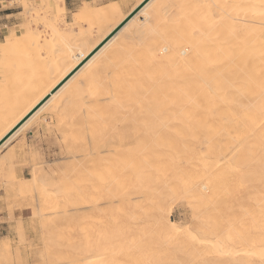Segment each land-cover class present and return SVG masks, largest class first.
Masks as SVG:
<instances>
[{
	"label": "bare ground",
	"instance_id": "1",
	"mask_svg": "<svg viewBox=\"0 0 264 264\" xmlns=\"http://www.w3.org/2000/svg\"><path fill=\"white\" fill-rule=\"evenodd\" d=\"M143 1L144 0H140L137 4H141ZM198 1L196 0L194 3L197 2L196 5H199ZM210 1L213 3L216 2L215 0ZM261 1L264 2V0ZM222 2H229V0H223ZM32 3L33 2H30L29 0H19L18 2L19 6H22L23 8H25V4L31 5ZM44 3V11L45 13H48L50 15V21H48L47 23L46 17L43 21L47 23V26L45 23L46 30L47 28L49 29L50 36L54 40L53 43H47V40L46 42L42 40V42L44 43L43 45H41L45 53L51 52V55L55 54L52 59L51 66H49V68H51V70L55 72L56 77H54L52 81L48 84V87L45 92L41 95H37L35 99L32 100L26 106L24 111L17 117L14 122H12L11 124H7L2 129H0V141L5 138V136H7L28 114H30V112L34 110V108H36L38 104H40L45 98L50 96L52 91L57 88V86H59V84H61L66 78H68L70 74H72V72L76 68H78V66H80V64L84 62V60H86L89 54L93 52V50L97 48V46H99V44H101V42H103V40H105V38H107V36H109L111 32H113V30L117 28V26H119L131 12L135 10L130 9L128 13L124 14L122 11V5L126 3V1L124 3L110 2L99 7L85 5L80 10V12L73 17L72 21L67 25V31H61L59 30L58 26L65 23L64 14L66 10L64 2L60 1V4L58 5L50 2ZM191 4L192 2L190 3V5ZM252 4V2L251 4L250 2L248 3L249 6ZM148 5L149 3H146L140 9L139 17H136L139 18L136 19L138 22H140L139 24H136L133 18L130 19L128 23H126L111 39H109L90 59H88L55 93L51 94L55 95L56 98H58L59 105L56 106L57 109L61 104H63L62 102L67 99V97L64 96V91H66L70 87H76V85L83 83L84 78H86V75L94 72L96 68L103 69L101 70V72H99L103 75L107 73L106 76H108V73H110L111 77L108 80L114 78V81L119 79L118 82L120 80L121 82H124V80L122 81V78L124 79L122 74V77L120 76L121 79L118 78L116 75L117 72L121 73V69L119 68L123 66V62H125L124 58H126V54L129 53L128 50L135 48V46H138L136 45L137 41V44L141 43L145 39H150V42H152L154 36L159 34L163 35L162 29L166 27L167 22L171 18L170 14L169 16L167 15L168 13H171L169 11L172 10L171 8L169 10L166 9L167 11L161 13L156 10L147 12L145 9L148 7ZM191 6L194 7V5ZM252 7L255 6L253 5ZM198 9L199 8H197L196 10ZM244 9L245 10H243L244 12H241V15H245L247 19L251 20L246 21V23L248 22L251 24H262L264 26V6L262 7L261 12H256L255 9H246V7ZM209 10L211 9L209 8ZM177 11L176 13L174 12L176 14L174 16H179L180 18H177L176 21L178 19L182 21V18H184V21H186L185 19H187L188 17L185 18L184 16L181 18V15L177 14ZM197 13L199 14V12H196L195 14ZM41 17H44V15L42 14ZM243 20L244 19H242V21ZM192 22L193 21H191V23ZM183 23L185 26L186 23ZM183 23L181 25H183ZM91 24L93 25V29L91 30L92 32H89L90 34H88L90 35V37H87L91 39V43L87 45L86 48H82L85 47V45L82 44V40H80L81 47H75L74 44L68 38H66L74 34L77 29ZM175 25H179L178 29H180L181 26L179 23ZM139 27H146V29L144 31H140ZM238 29L239 30L237 31V33H235L234 28H232V33L230 32V37H234L233 39H225L216 42H210L211 39L209 37L200 39V44L195 47V51L193 50V55L192 53H189V49H187L189 50L188 52H186L185 50V52L181 51V54H188L186 58L181 57V59L178 58L177 60V62L179 63L178 66H180L181 69H178L177 66V68L175 67V69L179 71L168 73L166 76L164 75L158 77L157 80H160V85L157 87L154 85L153 87L147 85L148 81H146L145 76L148 77V75L151 74V71H149L148 73L145 70L148 73L146 75V72L144 71L145 76L141 78L142 80L140 79L142 87L140 86L139 91L136 93L138 97H136L137 95L135 96L136 98H138L137 105L135 107L128 106L130 108H125L129 104L125 100L127 98H125L124 101L127 104L123 103V100L121 104H125L126 106L122 105V107H119L121 104H119L118 106L119 109L125 108L126 110L124 114H122L123 123L130 117L134 118V123L136 124L134 130L135 134L130 137H123L122 135L118 136L116 147L111 146V148L114 147L112 148V150L109 149L110 147L108 148V150H106L108 154L111 152L117 153V151L120 153L121 151L122 154L125 153V155H120V153L118 156L116 154L118 162L112 160V163L115 166L114 167L112 164L113 168L111 167V162L109 163V161L107 163L110 166L106 164L108 167L107 169L103 168L104 164L103 166H101V170L99 172H101L100 174H102V169H104V175L101 176L105 179H102L100 176H98L99 172H95V169L97 168L95 165V169L90 170L98 174L96 175V178H101V180H99L100 182H102L96 184H92L91 182H89V184L91 183V185L88 186V189H91L95 197L92 196V192L86 190L87 188L85 189V187H81V184L80 188L78 186L76 187L80 189L79 191H81L82 188V192H84V190L85 192L88 191L89 193L87 192L88 194H85L89 195L90 198L94 197L92 201H85L84 199L86 197L82 194V192H79L77 189H75L78 191L75 192L80 193L78 194V198H80V200L76 198L77 193H74L77 201H84L82 203L78 201V204L76 206V204L74 203V200L76 199L72 197L73 203L75 205L72 203V201L69 203L71 205L73 204L72 207L76 206V210H73V212L71 211L72 209L70 210L72 213L81 211L83 212V210H81L82 206H86L88 203V206L83 208L84 212L88 210L89 215L93 214L95 217H98L97 215L100 216L98 221H96V218L94 219L92 216L91 218L88 215L90 217L88 220L90 221L94 219L95 221H92L97 222L96 228H99L100 232L101 230H103L105 233L102 234L103 236H100L101 233L99 235L97 229L94 238H86L84 236L87 234L84 230H86V228H88L90 225L87 224L88 227H86L84 224L86 228L84 227V230L80 229V231L82 232L79 233H84L83 235L80 234V237H83L85 239L81 238V240L80 237H76L78 239V243L77 241L74 242L77 243V246H74L75 248H73V253H71L72 250H70L73 246L69 245L72 246L71 248L69 246V248L66 246V248L71 251L69 258L67 254L69 251H66V256L65 253H63L62 257L60 254H58L61 252V249L65 250L64 248L59 249L58 243H61L60 247L63 246L65 243L62 241L60 242V238L58 239V248H56L59 249L60 252H57L59 250L56 251L54 249V251L57 252L56 254H54L53 252L55 259L58 255H60V257H58L60 259L66 257L70 259L68 261L64 259L65 263L68 262V264H264V90L262 89L264 88V83L261 84L264 77V75L262 74L263 72H261L263 70L262 68L264 67V39L262 38V36L260 37V35H258V33L256 32V28L249 26V24L247 26L239 25ZM199 30L201 32V29ZM191 31H193V29H191ZM15 33L11 34V41L8 40V37L5 39L4 44L0 47V54H2L6 49H16V47L19 48L22 47V45H28L30 47L35 43H39V38L37 36L38 33L36 35L34 31L30 32L29 30H25L23 33L19 32L18 36L15 35ZM174 33L176 36H179L180 39L178 38V36L175 38H178L180 40V42H178L180 44H177L175 42L176 39H173L175 35L173 36V38L171 37V39L174 40L177 45H181V40L183 37H180V34H182L183 32H179L178 34H176V32ZM41 34L42 33H40L39 35ZM185 35H188L187 37H191L190 34L185 33ZM160 37L161 36H156L155 38H159L161 42V39L164 38V36L162 38ZM185 37L184 39L187 42V40L189 39H186ZM167 38L169 37L167 36ZM165 40H162V42H165ZM146 42H148V44L150 43L149 40H146ZM160 42L158 43V45L162 46L163 44H160ZM167 42L169 43V39L167 40ZM167 42H165L164 44H166ZM194 42H196V40H194ZM153 43L154 42H152V44ZM148 44L143 42L142 48L146 50L145 46ZM167 44L163 48H161L160 46V48H156V53H152L154 55L153 57H156L157 55L163 56V54L167 52ZM172 45L173 48H175V44L172 43ZM57 46L60 47L56 48ZM134 50L135 52L133 53L132 51V56H135V53L139 51L136 49ZM142 51H140V53L138 52L140 56H143V54L147 52L143 51V54L141 55ZM150 56L151 54L149 55V57ZM142 60L144 61V58ZM166 60L164 61L165 63ZM174 60L175 58H173V61ZM143 61V65L144 62H147L148 64L151 62L150 60V62H148V60L146 61V59L144 62ZM173 61L171 63H173ZM133 62L130 63L133 64ZM168 63L172 66L175 62L173 64H171L170 62ZM140 64L141 60L139 61V65ZM148 64V68L145 65V69L153 70L152 67L151 69L149 68ZM151 65H153L154 69L156 68V66H154V63ZM162 65L163 64L160 65L161 68ZM242 65H245L244 67H242V69H244L246 66H248L249 68H253V66L261 65L262 67L260 68L262 70L257 67L259 69V73L257 75L260 74L261 77L263 75L262 78H258L261 82L257 79L258 83L253 82V84H250V81L248 80L247 84L246 81H244L243 77H251L252 74L250 75V73H247L249 75L243 76L239 74V78L237 76V78L234 79L235 75L232 77L233 70L237 66ZM136 67H140L143 69L144 66L142 67V65H137ZM136 67L134 64L133 68L135 69ZM160 67L157 68L159 71ZM126 68L122 67L123 72L124 70H126ZM226 69H229V71L226 72ZM158 70H156L157 72L153 70V73L158 75ZM167 70L165 68V71ZM249 70L250 69H248L247 71ZM46 73H49L48 70H46ZM136 73L139 75L140 72ZM131 74L136 77L135 71L133 73L131 72L130 76ZM154 74L153 76H156ZM106 76L102 77L105 78ZM115 76L118 79H116ZM130 76L129 78H131ZM257 77L254 76V78ZM103 78L102 80L100 79L101 83L104 80ZM154 78L155 77H150L149 79L153 81ZM106 79L107 77L105 78V80ZM108 80L107 87H109L110 85L108 83ZM128 80L126 78V85H128L127 83L130 82V80ZM134 80L137 81L138 78L137 80ZM131 81H133V77ZM121 82H119L118 86H120ZM126 85H124L123 87H125ZM135 85L133 88L132 83H129V86H131L128 87L129 91H131V88L135 89ZM247 85H249L251 88L257 85V87L255 88H250V91L253 90L255 93H257V96L253 98H247V101H249L252 106H248L247 104L245 105V103L244 105H242L240 101H243L244 99H235L231 97V95L237 97L240 94H243V90L249 88ZM103 87V90L107 89L106 87ZM123 87H120V91H122ZM128 88H125V90ZM111 89L114 88L110 87L107 90ZM117 90L119 89L117 88ZM125 90L123 89V92ZM112 91L116 90L114 89ZM123 92H121L123 94L121 95L123 96L122 98H124L125 94H127ZM112 94L110 97H112ZM114 94L115 98H113ZM114 94L112 99L115 100L116 93ZM101 96L102 95H100V97ZM104 96L106 99H103ZM104 96H102V99L100 98L102 101L105 100L106 102L107 98H109L107 102L112 101L110 97H107L109 95L106 94ZM132 101L133 100H131L130 103ZM95 102L99 104L98 100ZM113 102L114 101L110 102V104H113ZM114 103L115 104L113 105L117 107L118 102ZM99 105L98 108L100 107ZM104 105L106 107L108 104L103 103V108ZM61 106L62 108L64 107V105ZM216 106L220 107V114L224 112V118L226 115L228 117L235 113V115L239 114L242 116L237 117L236 119L233 118L232 120H234V122H232V120H228L230 125L228 124L227 128H225L227 125L220 128L212 127L214 125L211 126V123L210 125L208 124V126L206 127L204 123H202L203 120H201V117L203 114H205L204 116L206 118L207 113L203 112L202 114L201 109H204L206 107L204 110H208L211 109L210 107L215 108ZM103 108H101V110ZM106 108H108V106ZM108 109L110 110L111 107ZM104 110H102V112L106 113V110ZM218 111H216L217 114H219ZM62 112H65V109ZM105 113L103 115H107V113ZM60 115L64 116V114ZM66 115L67 114H65V116ZM103 115L101 116L103 117ZM109 115L110 114H108L107 116ZM209 115L210 114H207L206 120L208 119L210 121L213 118L210 119ZM223 115L220 116L223 117ZM235 115L233 117H236ZM71 117L72 119H75L73 118V116ZM70 118L69 121L71 120L72 122V119ZM76 118L77 120H80V117L78 119V117L76 116ZM109 120L112 121V118H109ZM216 121L217 119L215 120V122ZM213 123L214 121L212 122V124ZM77 126H79V124ZM233 126H235L236 129H232L231 127ZM83 130L85 129L83 128ZM78 131L80 132V130ZM77 133L74 134L78 136ZM76 135H70L69 138L72 139V137ZM66 136L68 138L67 134ZM79 137L76 138L77 141L79 140ZM93 138L94 137H92L91 139ZM115 138L114 140H116ZM8 139L2 145H5ZM102 140L103 144H105L104 140L106 139ZM109 140L113 141L112 137ZM71 143L76 144L74 142ZM77 143H79V141ZM94 143L95 142H93V144ZM110 143L111 142H109V144ZM93 144L92 148L94 150L95 147H93ZM100 146L104 147V145ZM105 146V148L108 147V145L106 144ZM82 147H84V145ZM103 147L102 149H105ZM74 148H76L75 145ZM85 148L83 149L85 150ZM22 149L23 146L19 150ZM95 149L97 150V147ZM77 150H79V154H81L80 152L82 151V149L80 151V148H77ZM77 150L76 152H78ZM87 150L88 149H86V151ZM89 150L87 152H89ZM101 151L103 152V150ZM84 154L88 155L86 153ZM92 154L94 153H90V156ZM81 155H79V157ZM111 155L110 157L109 155L105 156L106 158H110L111 160ZM116 155L113 154L112 156L115 158ZM91 157L95 160V157H93V155ZM92 158L91 160H93ZM101 159L100 161H102ZM95 161L97 162V160ZM105 161L106 160L102 161V163ZM84 162L86 161L82 162L83 166ZM85 168L81 171L82 175L84 172L83 176L86 177L88 175L85 173ZM91 173L89 172L88 174ZM92 174L90 176H92ZM94 175L92 176L93 178L95 177ZM90 179L91 178L88 179L86 177L85 182L87 183V181H89ZM83 180L84 178H82L81 181L83 182ZM76 184L77 183H75V186ZM63 190L61 191V193L63 192ZM71 190L73 191V189ZM41 194L42 193H40V195ZM38 195L39 194L37 193L36 196ZM177 198H182V200L184 199L187 203L186 205H189L192 211L196 213V218L198 219H191L197 222L201 218L197 224V227H191V229L193 230L196 228L195 231H189L188 229H186V227H179L174 221L170 219L168 211L171 209L166 210L168 206L166 205L167 207H165V201L167 202L166 199H174L177 201ZM77 201L75 202L77 203ZM224 202L227 203V205L225 206L227 214L223 213V210L219 209V207H221L219 205H222V203ZM80 203L83 205H80ZM114 203H119L121 204V206L119 207V204L114 205ZM66 204L67 206L69 205L68 203ZM112 204L114 206H117L112 207L113 209H118V212L116 210L114 212L112 208V210H110V206ZM122 204H124L123 208ZM183 204H180L181 207ZM63 207L67 208L66 206ZM200 207L202 208V213L200 212ZM67 212L61 217L62 220L68 221V223H72L71 221H73L72 224H74V220H76V218H74L73 216L76 214H69ZM86 213L87 211L85 212V215ZM72 218H74V220ZM86 219L87 217L85 219L83 218L84 222L86 221ZM81 220L82 219L79 218L77 219L78 224H80V226H83L81 225V223H83V220L82 222ZM93 222L91 223V225H94ZM62 227L65 228L64 225H62ZM132 227L138 228V230H134V232L132 233L130 231ZM69 228L66 227L65 230L67 231V229ZM90 228L91 226L88 228V231H90ZM72 229L68 230L67 233L69 231H72ZM65 230L63 229V231ZM75 230L76 229H74V231ZM91 230L94 229L91 228ZM62 232L60 231L61 234ZM79 233L76 234L79 235ZM59 235L60 234H58V236ZM63 235H60L59 237H66V234L64 235V237ZM70 235L68 239L66 238L68 241L71 239ZM72 236L73 239L75 237L73 233ZM79 239L81 240L80 242ZM73 240L75 241L76 239L74 238ZM71 243L73 242L71 241ZM6 246L8 245L6 244ZM60 259H56L57 262H60ZM50 262L48 261V263L46 264H49ZM52 262H55V260ZM42 263L44 264V262Z\"/></svg>",
	"mask_w": 264,
	"mask_h": 264
},
{
	"label": "rangeland",
	"instance_id": "2",
	"mask_svg": "<svg viewBox=\"0 0 264 264\" xmlns=\"http://www.w3.org/2000/svg\"><path fill=\"white\" fill-rule=\"evenodd\" d=\"M29 1L33 2V3L34 2L40 3V4H42V1H43V5L45 4L44 2H46V3L50 2L53 4L55 3L57 5L60 4V0H50V1H48V0H29ZM116 1L117 2H115V3H119V2L124 3L126 1V3H124L122 5L123 6L122 11L124 14H126L130 10L128 8L129 4H132L134 2V0H116ZM139 1L140 0H135L136 3H138ZM195 1L196 0H190V2H189V0H171V1L170 0H167V1L166 0H150L148 2L149 3L148 7L145 9L147 12L152 11V10L153 11L156 10V11H159V13H161V12L167 11L171 8L172 10H169L171 13H168L167 15L169 16V14H170V17L173 19L170 18V20L167 22L166 27L162 29L163 35H160V34L156 35V36H161L160 38H162L164 36V38L161 39V42H160L159 38H155L156 36H154L153 37L154 39L152 38L153 39L152 42L155 43V45H154V43L152 44V42H150V39H145L146 38L145 37V38H143L145 40H143L141 43L137 44L138 41L136 42V45H138V46H135V48L131 47L132 49H129L131 51L128 50L129 53L126 54V56H125L126 58H124L125 62H123V66H122V67H125V68L127 67V68H126V70H124V72H123L122 67L119 68V69H121V73L117 72V75H116L120 79L122 76L124 77V79L122 78V81L124 80V82H121V80L119 81V82H121L120 86H118V84H119L118 80L119 79L116 76L115 77L118 80L114 81L113 80L114 78L113 79L111 78V80H108L111 77L110 73H108L109 74L108 76H106L107 73L105 75H103V74L99 73L103 69L96 68L94 70V72L86 75V78H84L83 83L76 85V87H70L66 91H64L65 92L64 96H66L67 99L64 100L62 102L63 104H61V105H64L63 108L65 109V112H62L64 109L62 108L61 105L58 107V109L56 108V106L59 105L58 98H56L55 95H50L49 99L29 119H27L26 122H24L10 136L7 143L5 145L0 146V243H1L0 244V264H35L36 261H39L40 263L44 262V264H45V262L46 263H48V261L50 262L51 258H52L51 262L55 260L56 263L50 262L49 264H54V263L55 264H68L67 261L70 260L68 258H69L70 252H71V251H69L68 248L69 247L71 248L73 246L72 249H70V250H72L71 253H73V251H74L73 248H75L74 246H77V243H78V241H77L78 239L76 237L77 236L80 237L81 233H79V232H82V231H80V229L82 230L85 226L88 227L87 224H89L91 226V228L94 230H91V228H90V231H88L89 230L88 228L90 226L88 228L85 227L87 231L84 229L83 230L86 232L87 235H85L84 237H86V238L87 237L88 238L93 237L94 238L95 233L97 232V229H98L99 235L101 233L100 236H103L102 234L105 232L103 230H101V232H100L99 228H96L97 222H93L95 220L98 221L100 216L97 215L98 217H95L93 214L89 215V213H88L89 211L85 209L87 211V213H86L87 216H86L85 215L86 211L84 212L83 208L87 207L88 203L86 206H84L81 203L84 200L85 201H89V200L92 201L94 199L95 195L91 191V189L90 190L88 189L89 188L88 186L91 185V183L92 184L93 183L94 184L102 183V182H100V180H101L102 176L104 175L103 174L104 169H102L103 172H102V174H100L101 172H99V171L101 170V166H103V164H104V166L106 164L108 165L107 162L109 161V163L111 162L110 164H111V167L113 168L114 164L112 163L113 162L112 160L118 162L117 155L119 156L120 153H121L120 155H125V153L122 154L121 151H120V153L117 151V153L111 152L108 154V152L106 150H108L109 147H110L109 149H111V150H112V148L116 147V143L118 141V136L122 135L123 137H130V136L135 134L134 130H135L136 124L134 123V118L130 117L126 120L127 122L124 121V123H123V115L122 114H124V112L126 111L125 108H130L128 106H132V107L134 106L135 107L137 105L138 98H136V97H138V95L136 93L139 91V87L142 84L141 78L144 77L146 74H148L149 71H151V74H149L148 77L145 76L146 81H148L147 85L151 86V87H153V85L156 87L159 86L160 80L159 79L157 80L158 77H161L164 75L166 76L168 73H171V72L179 71V70L175 69V67L177 68V66L179 64L177 62L178 58L179 59H181V57L186 58L188 55V54L186 55V53L181 54V51L182 52H185V51L188 52L190 50L189 53H192V55H193V50L195 51V47L200 44V39H203V38L209 37L211 39L210 42H216V41H221V40H225V39L226 40L233 39L234 37H232V38L230 37V32L232 33V28H234V32L237 33V31L239 30L238 29L239 25L240 26L241 25L247 26L249 24V26L255 27L258 35H260V37L262 36V38L264 39V28H261L264 26L262 24H251L248 22L246 23V21H248V20L251 21V20L247 19L245 15H241V12H244L243 10H245L244 9L245 7H246V9H251V10L255 9L256 12H261L262 7L264 6V2H262L261 0H247V1L246 0H229V2H222L223 0H215L217 3L216 2L213 3L210 0H200L201 2L197 0L199 2L198 3L199 5H196L197 2L194 3ZM18 2H19V0L17 2L15 0H11V1H8L6 3H2V5H0V36L4 37L3 40H0V47H1V45L4 44L5 39L9 35L14 34L15 32L23 33L25 30H29L30 32L34 31L36 33V35L38 33L37 36L39 38V43H37V44L35 43V44L31 45L30 47L28 45H22V47H19V48L16 47V49H9V50L6 49L2 54H0V129H2L7 124H11L12 122H14L17 119V117L24 111L26 106L32 100H34L37 95H41L45 92V90L48 87V84L52 81V79L54 77H56L55 72H53L51 70V68H49V66H51V62H52V59L55 56V54L51 55V52L45 53L44 49L42 47L43 43L46 42V40H47V43L48 42L53 43V40H54L50 36L49 29L47 28V30H46L47 23H48V21H50L49 20L50 15L48 13H45V11L43 9L44 13L42 12V14L44 15V17L40 16L41 22L37 23V20L34 18L36 10L34 11V9H33V10H30L31 11L30 12L29 10H26L22 6H19ZM191 2H192L191 5H194V7L190 5ZM249 2H250V4H251V2L253 3L252 5H250L251 7L253 5L255 7L251 8L248 5ZM258 2L261 3L263 6L261 4H259ZM97 3H98V1H96V0H92L89 3H85L83 1L80 5H78V4L74 5L73 10L71 12L65 11V14H64L65 23L58 26L59 30L67 31V28H66L67 25L72 21L73 17L77 13H79L80 10L85 5H89V6L92 5V6L97 7L96 6ZM173 3H174V6H173ZM175 3H176V6H175ZM5 5H7L8 7H5ZM189 6H191L192 8ZM161 7H162V9H161ZM163 7H164V9H163ZM197 8H199V9L196 10ZM209 8L211 10L214 8L215 10L213 9L211 11V10H209ZM161 10H163V11H161ZM181 10H183L184 12ZM208 10H209V12H208ZM176 11L178 12L177 14L181 15V18L184 16H185V18L188 17L187 19H185L186 21H184V18H182L181 19L182 21H180V19H178L177 20L178 22H177L176 19L180 18V17L174 16V15H176L175 14ZM196 12H199V14L198 13L195 14ZM45 17H46L47 23L45 21H43L45 19ZM136 17H139V12L133 17L134 22L136 24H139L140 22H138L136 20L139 18H136ZM242 19H244V20L242 21ZM191 21H193V22L191 23ZM176 22L180 24L181 30L178 29L179 25L178 26L175 25V24H177ZM183 22L186 23L185 26H184ZM189 22L191 23V25L192 24L193 25L191 26ZM45 23H46V26H45ZM182 23H183V25H181ZM215 24L217 27L215 26ZM64 26H65V28H64ZM147 26H148V24H147ZM214 26H215V28H214ZM92 29H93L92 24L86 25L80 29H77V31H75L74 34H72L71 36L66 37V38H68L74 44L75 47H79V46L81 47L80 40H82L83 41L82 44L85 45V47H82V48H86L87 45H89L91 43V39L87 38V37H90V35H88V34H90L89 32H92L91 31ZM145 29H146V27H142V28L139 27L140 31H144ZM191 29H193V31H191ZM199 29H201V32ZM260 29H261V31H260ZM182 30H184V31H182ZM195 30H196V32H195ZM202 30L205 34L202 32ZM174 32H176V34H178L179 32L180 33L183 32L182 33L183 36H182V34H180L181 35L180 37H183L181 40V45H177V44H180V43H178V42H180V40H179L180 38L178 35L177 36L179 39L175 38L177 36L175 35ZM40 33H42V34L39 35ZM43 33L48 34V35H45ZM185 33L190 34L191 37H187L188 35H185ZM167 36L169 38H167ZM173 36H174V38H173ZM171 37L174 40L176 39L175 42L177 44L174 42V40L171 39ZM184 37L186 39H189V40H187V42H186ZM165 38H166V40H165ZM168 39H169V43L172 40V42L170 43L171 46L167 42ZM42 40H44V42H42ZM146 40H149L150 43L148 44V42H146ZM162 40H165V42H167L169 44L168 45L166 43L167 44V46H166L167 52L164 53L163 56L157 55L156 57H153L154 55L152 53L153 52L156 53V48L158 49L160 47L161 48L165 47L166 44H164L165 42H162ZM192 40H193V42H192ZM194 40H196V42H194ZM143 42L148 44L145 46L146 50H144V48H142ZM159 42H160V44H163L164 46L158 45ZM172 43L175 44L174 46L176 49L173 48ZM149 46H150V48H149ZM183 46L185 47V49ZM59 47L60 46H57L56 48H59ZM169 47H171V48H169ZM134 49L139 50V51H137L135 53V56L133 55L134 56L133 57L132 54L135 52ZM142 49H143V51L148 52V53L145 52L147 54L144 53L146 57L144 56ZM187 49H189V50H187ZM191 49H192V52H191ZM132 51H133V53H132ZM140 51H142L141 55L143 54L144 57L140 56V54H138V52L140 53ZM159 51H160V49H159ZM168 53H170V54H168ZM129 54H130V56H129ZM150 54H151V56L149 57ZM167 54H168V56H167ZM172 54L174 57L172 56ZM136 56H138V57H136ZM165 56H167V57H165ZM177 56H180V57H177ZM189 56H190V54H189ZM128 57H130V58H128ZM142 57L144 58V61L146 59V61L148 60V62H150V61L151 62L149 64L147 62H144L142 60L143 59ZM148 57H149V59H148ZM135 58H137V59H135ZM138 58H141V59H138ZM173 58H175L174 61H173ZM140 60H141L140 65H142V67L144 66L143 67L144 70L140 67H136L137 65L140 66L139 65ZM165 60H166V63L164 62ZM133 61H136V62H133ZM142 61L144 62V65H143ZM172 61H173V63L175 62L174 63L175 65L173 63H171ZM45 62H47V63H45ZM130 62H133V64ZM137 62H138V64H137ZM168 62L173 64L172 65L173 67L171 65H169ZM153 63H154V66H156L155 69L153 68V65H151ZM160 63L163 64L162 68L160 67V65H161ZM131 64L133 66L135 64V67L137 69L136 68L134 69ZM147 64L149 65L150 69L152 67V69L155 71L158 70L157 68L160 67V71L158 70L159 74L158 75L154 74L153 70L145 69V65L147 66ZM157 65H158V67H157ZM252 65H255V64H252ZM131 66L134 70L131 68ZM244 66L245 65L237 66L233 70L232 77L235 75L236 76V77L234 76V79H235V78H237V76L239 74H241L243 76V75H249L247 73H250V75L252 74L253 77H252V75H251V77L250 76H248V77L244 76L243 77L244 81H246L247 84H248V80L250 81V84H253V82L258 83V80L260 81V79H258V78L261 77V75L260 74L257 75L259 73V69L257 67L260 68L262 66L256 65V66H253V68H249L248 66H246L244 69H242V67H244ZM263 66H264V64H263ZM164 67L166 68V70L168 68V70H170V71H168V70H167L168 72L165 71ZM100 68H103V67H100ZM147 68H148V66H147ZM178 69H181L180 66H178ZM229 69H226V72L229 71ZM248 69H250L249 70L250 72L247 71ZM262 69L264 70V67ZM46 70H48L49 73H46ZM127 70H128L129 74L127 73ZM263 70L261 72H263L262 74L264 75ZM134 71H135L136 77L133 76L132 74L130 76V73L131 72L133 73ZM136 72H140L139 73L140 76ZM144 73H145V75H144ZM152 73L156 76H153ZM121 74H122V76H121ZM263 75H262V77H263ZM102 76L103 77L106 76L107 79L105 80L106 77L103 78ZM129 76L131 78H129ZM254 76L257 78H254ZM132 77H133V81H131ZM150 77H152V78L155 77L154 78L155 80L153 79V81H152L151 79H149ZM102 78L104 79L102 81L103 84L100 82V79L102 80ZM126 78H127V80H128V78L130 80V82L127 83L128 85L125 84ZM137 78H138V80H137ZM238 78H239V76H238ZM134 79H136L137 81H135ZM107 80H108V83L111 85V86L109 85V87H107L108 86ZM255 80H257V81H255ZM105 81H106V83H105ZM263 81H264V77H263L262 82L260 81L261 84L264 83ZM129 83H132L133 88H134V85L136 83L135 89L131 88L130 89L131 91H129L128 87H131V86H129ZM124 85H126V86L123 87ZM103 86L106 87L107 89H109L110 87H113L116 91H112L114 89L103 90L102 89ZM247 86L249 88L243 90L244 91V92H242L243 94H240L237 97L231 95V97H233L235 99L236 98L237 99H244L246 101H244V100H243L244 102L240 101L242 105H244V103H245V105L247 104L248 106H252V104H250V102L247 101V98H253V97L257 96V93H255L253 90H252L253 92L250 91L251 87L249 85H247ZM252 86H254V85H252ZM120 87L121 88L123 87L124 90H125V88H128V89H126L123 92V89H122V91H120ZM255 87H257V85H255L252 88H255ZM260 87H261V85H260ZM117 88L119 90H117ZM262 89L264 90V88H262ZM107 92L108 93H110V92L116 93V99L115 100L112 99L114 93L108 94ZM121 92L127 93V94L129 93V94L128 95L125 94V97L122 98L123 96H121V95H123V94ZM131 92H133V93H131ZM251 92H252V94H251ZM106 94L109 95L107 97H110L112 94V97H110V99L116 103L118 102L117 107H115V105H113V104H115L114 102H113V104L112 103L110 104V102H112L110 100H109L110 102H107L109 98H107L106 102H105V100L104 101L101 100L102 96H104ZM100 95H102V96L100 97ZM129 95H130V97H129ZM95 98L98 100V103L100 105L97 104V102H95V101H97ZM104 98H105V96L103 97V99ZM113 98H115V94H114ZM118 98H119V100H118ZM125 98H127V99H125ZM124 99L130 105L128 104L127 107H125L124 109L123 108L119 109V107H122V105L126 106L125 104H121L124 101ZM128 99L130 101L133 100L135 102L132 101L133 103L132 102L130 103V101ZM119 101H121V102H119ZM102 102L104 104L105 103L108 104L107 105L108 108L111 107V109L109 110L108 108H106L107 106L105 107V105H104V108L106 110L107 115L110 114L109 116L103 115L105 112H102V110H104V108L102 106L103 105ZM126 102L124 101L123 103H126ZM95 103H96L97 107H96ZM119 104H121V105L119 106ZM98 105L100 106L99 108H98ZM101 108H103V109L101 110ZM210 108L211 109H208L209 111L207 109L206 110L201 109L202 114H203V112H205L207 114H210L209 115L210 119L213 118L212 120L209 121L208 119L206 120L207 114H206V118L204 116L205 114L202 115V117H201L202 119L201 118L200 119L203 120V122L202 121L201 122L204 123V125L206 127L208 126V124L210 125V123H211V126L214 125L212 127L220 128V127H224L225 125H227L225 127V128H227L228 124L230 125L228 120H232L233 118L236 119L237 117L242 116L239 114H237L238 115L237 116V115H235L236 114L235 113V114L230 115L228 117L226 115L224 118V115H225V114L223 115L224 112L222 114H220L221 113V111L219 109L220 107L216 106L215 108H213V107H210ZM112 109L114 110V112ZM212 109H213L214 113L212 112ZM218 109H219V111H218ZM221 109H222V107H221ZM107 110L109 113L107 112ZM118 111H120V112H118ZM216 111H218L219 114H217ZM59 113L64 114V116L60 115ZM65 114H67V115L65 116ZM101 115H103V117ZM220 115L221 116L223 115V117H221ZM234 115L236 117H233ZM71 116H73V118H75L76 120L72 119ZM76 116L78 117V119L80 117V120H77ZM203 116H204V118H203ZM113 117H115V118H113ZM69 118L72 119L73 123L71 122V120L69 121ZM109 118L110 119L112 118V121L109 120ZM216 119H217V121L215 122ZM63 120H64V122H63ZM65 121H67V122H65ZM211 121L212 122L214 121V123L212 124ZM232 122H234V120H232ZM76 124L77 125L79 124V126H77ZM171 125H173V124H171ZM83 128L85 130H83ZM231 128L236 129L235 126H233ZM238 128H239V126H238ZM81 129H82V131H81ZM32 130L36 131V137H35L33 142L30 141V139L28 138V133L31 132ZM66 130H67V132H66ZM69 130H70V132H69ZM78 130H80V132ZM77 131H78V133H77ZM74 133H77L78 136ZM79 133H80V135H79ZM66 134L68 135V138H67ZM69 134L72 136L76 135L77 137L80 136L82 139L79 137L78 138L79 143H77L78 142L76 139L77 137L74 136L76 138L72 137V139H70ZM84 135H86L87 137ZM92 137H94V138L91 139ZM95 137H96V139H95ZM111 137H112L114 142L109 140ZM115 137H117V138H115ZM73 138L76 140H74ZM114 138L116 140H114ZM86 139H87V141H86ZM102 139H106V140H104V143L106 145H108L107 148H105L106 146H105V144H103ZM70 140H71V142H74L76 144L71 143ZM91 140H93V141H91ZM95 140L96 141L101 140V141L96 142ZM107 140H108V142H107ZM91 142H92V144H93V142H95L93 144V147H95V148L97 147V150L94 148L96 153L94 152V150L92 148ZM101 142H102V144H101ZM109 142H111L110 143L111 145L109 144ZM82 144L84 145V147H82L83 146ZM95 144H96V146H95ZM99 144L104 145V147L100 146ZM21 145L23 146V149H22L23 151L19 150L20 148H22ZM74 145L76 148H74ZM85 145H86V148H85ZM111 146H114V147L111 148ZM102 147L105 149H102ZM77 148L78 149L80 148V151L82 149V151L80 152L81 154L85 151L84 153H86L88 155H85L83 153L82 154L83 156H82L81 154H79V150H77ZM83 148H85V150ZM86 149H88V150L90 149L89 152L94 153L92 155H93V157H95V160H97V162L94 160V158L91 157L92 155L90 156V153L87 152L88 150L86 151ZM76 150L78 152H76ZM101 150H103V152ZM98 152L99 153L101 152L102 154L101 153L99 154ZM78 154L81 156L79 157ZM97 154H98V157H97ZM107 154L109 155V157L111 154L112 155L117 154V155L115 158L111 155V160H110V158H106V156H108ZM85 156H86V159H85ZM88 156H90L93 160H91V158ZM103 157H105V158H103ZM100 159L102 161H104V160H106V161L102 163V161H100ZM90 160L93 162H91ZM83 161H86V162H84V166L82 164ZM85 164H87V165H85ZM112 164H113V166H112ZM94 165L97 167L96 169H95ZM107 165L105 167L103 166V168L107 169L108 168ZM108 166H110V165H108ZM84 168L87 171L89 170L88 172L85 170V173L88 175L86 177L88 179L91 178L89 181L86 180L88 185L85 182L86 177L83 176L84 172L82 175V171H81V170H84ZM91 168H93V169H91ZM94 169H95L96 173L99 172V175L93 171H90V170H94ZM89 172L93 173V174L91 173L92 176L95 174L94 178L96 180L92 176H90L91 174H88ZM80 173H81V175H80ZM96 175L100 176L101 178H96L97 177ZM79 177H81V178H79ZM82 178H84L83 182L81 181ZM73 179H74V181H73ZM102 179H105V178H102ZM77 180H78V182H77ZM79 182H81V183H79ZM89 182H91V183L89 184ZM75 183H77V184L79 183V184L78 185L76 184V186H75ZM77 186L79 188H80V186L83 188L85 187V189L87 188L86 190L92 192V194H93L92 196H94V197L90 198L89 195H86L85 193H87L88 191L85 192V190H84V192H82L83 188L81 189V191H79L80 189L76 188ZM71 189H73V191ZM75 189H77L79 192H82V194L86 197L82 202L79 201L80 198H78V194H80V193H77L78 191ZM62 190H63V192L61 193ZM65 190H66V192H65ZM67 191H69V192H67ZM75 191H77V192H75ZM37 193L39 194L38 196H36ZM40 193H42V194L40 195ZM74 193H77V195H76L77 197L75 196ZM63 194H65V195H63ZM67 195H69V196H67ZM33 196H35V197H33ZM72 197L74 199H76V198L79 199L78 201L81 202L80 205H83L81 208V210H83V212L81 210H79L81 212L72 213L73 210H76L75 207L78 204V201L76 199V200H74V203L76 204V206L72 207L74 204ZM174 199H176V198H174ZM174 199H166L167 202L165 201V207H167V206L171 207L172 206L171 208L167 207V209H166V210H169V209L172 210V211L171 210L168 211L170 219L172 221H174L179 227H182V228L186 227V229H188L189 231H195L196 228L193 230V229H191V227H193V228L197 227V224L201 218L197 222L195 220H193L194 218L196 220L198 218H196V213H194V211H192L191 207L189 205H186L187 204L186 201L184 199L182 200V198L181 199L177 198L178 199L177 201ZM71 201L73 203L72 205L69 204ZM75 201H77V203ZM172 201H173V203H172ZM66 203H68L69 205L67 206ZM84 204H86V203H84ZM118 204L114 203V205H118ZM180 204H183L182 205L183 208L181 207ZM114 205L112 204L110 206V210L113 209L112 206H114ZM226 205H227V203H225V202L222 203V205L221 204L219 205V206H221V207H219V209L223 210V213H225V214H227L226 213V207H225ZM63 206H66L69 209H67ZM118 206L120 207L121 204H119ZM123 206H124V204H122V208H123ZM114 207H117V206H114ZM67 210H68V212H67ZM115 210H116V208L113 209L114 212H115ZM201 210H202V208L200 207V212H201ZM66 212L69 214H76L73 216L74 218H76V220H74V218H72L75 222L74 224H72L73 221H71L72 223H70V222L68 223V221L62 220L61 217L63 215H65ZM88 215L90 217L92 216L94 219L95 218L96 219L95 220L92 219L93 221L92 220L89 221L88 219L90 217ZM191 215H192V217H191ZM85 216L87 217V219H86V221L88 220L87 222L86 221L84 222V220H83V218L84 219L86 218ZM78 218L83 220V223H81V225H83V226H80V224H78V221H80V220L77 221ZM191 218H193V219H191ZM21 219H24L25 226H26L27 231H28V242L26 244H21L19 237H18V235H17V233H16V231L13 228L12 223H11V221H13V220H15V221L17 220V222H18ZM82 220H81V222H82ZM192 221H193V223L194 222H196V223L193 224ZM92 222L94 225H91ZM189 223H190V225H189ZM76 224L78 225V228H77ZM84 224H85V226H84ZM62 225H64L65 228H63ZM66 227L69 228V229H67V231L73 228L72 229L73 232L69 231L67 233V231L65 230ZM79 227H81V228H79ZM63 229L65 231H63ZM74 229H76L75 230L76 232L74 231ZM134 230H138V228L132 227L130 231L133 233ZM60 231L61 232L63 231L64 233L62 232V234H61ZM72 233L75 236L74 237L76 239L75 241L73 240L74 238L72 239V237H73ZM76 233H79V235H77ZM58 234H60V235L66 234L65 235L66 237H64V235H63L64 238H62V236L59 237L60 235L58 236ZM83 234L84 233H82L81 235H83ZM69 235L71 236L70 237L71 239L68 241L67 239L69 238ZM97 236H98V234H97ZM81 238H83V237H80V239ZM58 239L60 240V242L62 241L65 244L63 243L64 245L60 247L61 243H58V241H59ZM80 239H79V242L82 240V239L81 240ZM83 239H85V238H83ZM8 240L10 242L12 241L11 244ZM2 241H3V243H2ZM71 241L73 243H71ZM76 241H77V243H74ZM4 243H6L8 246H6V244H4ZM57 243L59 244L58 245L59 249H61V248L65 249V250L61 249L62 253L60 252L59 249H57L58 248ZM69 245H72V246H69ZM66 246L67 247L69 246V247L66 248ZM54 249L56 251L59 250L57 252H60L58 254H60L61 257L63 255V253H65V256H66V253H67L66 251H69L67 253L68 258L65 257V258L60 259V258H58V257H60V255H58V256L55 255V256H57L56 259H58V260L60 259V262H62V263H60L58 261L59 262L58 263L57 260L54 258V254L57 253L54 251ZM66 249H68V250H66ZM53 252H54V254H53ZM53 258H54V260H53ZM64 259L67 260L66 261L67 263H65Z\"/></svg>",
	"mask_w": 264,
	"mask_h": 264
},
{
	"label": "water",
	"instance_id": "3",
	"mask_svg": "<svg viewBox=\"0 0 264 264\" xmlns=\"http://www.w3.org/2000/svg\"><path fill=\"white\" fill-rule=\"evenodd\" d=\"M150 0H144L142 2V6L138 7V9H135L133 12H131L126 18L125 20H123V22L117 26V28H115L113 30V32H111V34H109V36H107V38H105V40H103V42H101V44H99V46H97V48H95L93 50V52H91L89 54V56L86 58V60H84V62H82L80 64V66H78V68H76L72 74H70V76L68 78H66L61 84H59V86H57V88H55L51 94L55 93L88 59H90L109 39H111L126 23H128V21L130 19H132L139 11L140 9L146 4L148 3ZM50 94V95H51ZM50 96H48L47 98H45L40 104H38V106H36V108H34V110H32L30 112V114H28L7 136H5V138H3L0 141V146L24 123L27 121V119H29L48 99Z\"/></svg>",
	"mask_w": 264,
	"mask_h": 264
},
{
	"label": "snow or ice",
	"instance_id": "4",
	"mask_svg": "<svg viewBox=\"0 0 264 264\" xmlns=\"http://www.w3.org/2000/svg\"><path fill=\"white\" fill-rule=\"evenodd\" d=\"M140 6H142V3L137 4L134 0V2L132 4H129L128 8L129 9H138V7H140ZM5 7H8V6L5 5ZM24 7L26 10H32V9L36 10L34 18L37 20V23H39L40 22V16H41L43 9H44V5L34 2L31 5L25 4ZM15 35L18 36L19 32H16ZM3 39H4V37L0 36V40H3ZM11 39H12V35H9L8 40L11 41ZM11 223H12V226L15 229V231L19 237L21 244H26L28 242V231H27V228L25 226V221L23 219H21L19 222H16L13 220V221H11ZM35 264H40V262L36 261ZM45 264H46V262H45Z\"/></svg>",
	"mask_w": 264,
	"mask_h": 264
},
{
	"label": "crops",
	"instance_id": "5",
	"mask_svg": "<svg viewBox=\"0 0 264 264\" xmlns=\"http://www.w3.org/2000/svg\"><path fill=\"white\" fill-rule=\"evenodd\" d=\"M8 1H11V0H0V5H2V3H6ZM15 1L17 2L18 0H15ZM62 1L64 2L65 10L68 12H71L73 10L74 5H76V4L80 5L83 1L85 3H89L92 0H62ZM96 1H98V3L96 4L97 7L102 6L104 4H107L109 2H117L116 0H96ZM35 137H36V131L32 130L31 132L28 133V138L30 139V141L33 142Z\"/></svg>",
	"mask_w": 264,
	"mask_h": 264
}]
</instances>
